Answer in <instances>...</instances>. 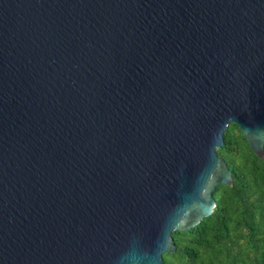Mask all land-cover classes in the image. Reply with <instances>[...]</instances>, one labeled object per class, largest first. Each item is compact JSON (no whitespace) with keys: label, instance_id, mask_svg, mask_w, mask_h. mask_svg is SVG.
<instances>
[{"label":"water","instance_id":"1","mask_svg":"<svg viewBox=\"0 0 264 264\" xmlns=\"http://www.w3.org/2000/svg\"><path fill=\"white\" fill-rule=\"evenodd\" d=\"M264 159V0H0V264H165Z\"/></svg>","mask_w":264,"mask_h":264},{"label":"trees","instance_id":"2","mask_svg":"<svg viewBox=\"0 0 264 264\" xmlns=\"http://www.w3.org/2000/svg\"><path fill=\"white\" fill-rule=\"evenodd\" d=\"M232 171V185L214 194L217 206L202 223L174 234L177 251L165 264H264V159L232 124L218 150Z\"/></svg>","mask_w":264,"mask_h":264}]
</instances>
